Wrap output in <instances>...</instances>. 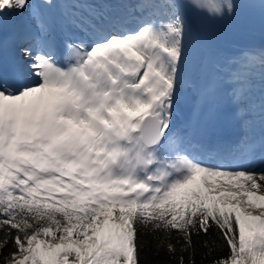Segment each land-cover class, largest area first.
Instances as JSON below:
<instances>
[{
  "label": "snow or ice",
  "instance_id": "snow-or-ice-1",
  "mask_svg": "<svg viewBox=\"0 0 264 264\" xmlns=\"http://www.w3.org/2000/svg\"><path fill=\"white\" fill-rule=\"evenodd\" d=\"M204 19L264 0H0V264H264V48ZM189 87L248 117L227 152Z\"/></svg>",
  "mask_w": 264,
  "mask_h": 264
},
{
  "label": "bare ground",
  "instance_id": "bare-ground-1",
  "mask_svg": "<svg viewBox=\"0 0 264 264\" xmlns=\"http://www.w3.org/2000/svg\"><path fill=\"white\" fill-rule=\"evenodd\" d=\"M245 50V48H241V47H236V46H231V45H225L222 47L221 49V57H222V61L226 62L229 58L238 55L241 51ZM190 90L191 87L187 88L185 90V103H188V101L191 98L190 95Z\"/></svg>",
  "mask_w": 264,
  "mask_h": 264
}]
</instances>
